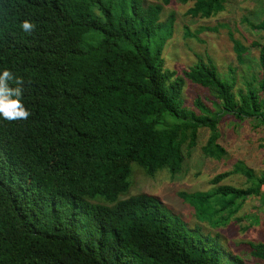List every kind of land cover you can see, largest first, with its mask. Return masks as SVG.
I'll return each mask as SVG.
<instances>
[{
    "label": "trees",
    "instance_id": "16d2710c",
    "mask_svg": "<svg viewBox=\"0 0 264 264\" xmlns=\"http://www.w3.org/2000/svg\"><path fill=\"white\" fill-rule=\"evenodd\" d=\"M153 1L0 0V72L23 79L31 113L0 118V264H246L216 231L240 222L250 198L264 208V172L244 161L214 176L207 191L178 193L194 224L154 196L123 198L135 169L149 178L181 174L202 131L201 154L227 160L219 130L227 118L264 127L260 41L246 46L225 24L195 33L186 27L184 39L198 41L200 33L228 29L242 69L220 72L208 55H195L181 72L165 66L175 20L170 14L162 22L163 8L191 3L186 14L206 20L226 0ZM25 20L36 25L31 34L21 29ZM247 24L264 36V17ZM186 84L199 90L191 106ZM232 175L245 183L222 184ZM247 253L264 264V242L249 241Z\"/></svg>",
    "mask_w": 264,
    "mask_h": 264
},
{
    "label": "rangeland",
    "instance_id": "374dc122",
    "mask_svg": "<svg viewBox=\"0 0 264 264\" xmlns=\"http://www.w3.org/2000/svg\"><path fill=\"white\" fill-rule=\"evenodd\" d=\"M191 5V3L184 5L173 1L163 8L161 21H165L170 14L175 20L172 35L166 40L163 50L165 66L169 69L181 72L189 68L196 62L195 55L211 57L220 72H226L229 66L237 67L232 44L228 38V29L219 27L216 33L205 31L197 36L201 40L198 41L195 38L184 39L186 27L191 33H195L199 27H216L225 24L229 26L233 37L244 45L248 46L253 41H260L264 45L263 34L252 31L247 24V21L257 23L264 17V0H226L224 11L206 20L193 19L187 15L186 12ZM250 53L253 57H258L256 50L252 49ZM237 68L239 69V66ZM198 92L196 87L186 84L184 98L187 106L192 105ZM219 130L221 144L229 155L227 160L217 162L201 154L200 149L207 139V132L202 131L198 146L185 161L181 174L171 179L166 171H161L154 178H149L142 171L134 168L132 186L128 195L123 198L137 194L154 196L184 221L194 224L192 208L178 197V193L209 190L212 187L210 180L217 174L229 171L237 160L244 161L256 173L264 172V127H256L249 121L239 123L227 118L221 123ZM244 183L245 179L239 175H232L222 181V184L236 187H241ZM262 193L264 195V187ZM256 207L259 209L255 210ZM261 207L260 197L246 200L237 214L242 220L240 222L232 220L227 226L216 230L221 235L222 243L233 253L241 254L246 264H252L247 253V243L264 242V208ZM255 215L259 217L258 222L253 221ZM245 226L250 228L242 231L241 228ZM206 230L215 232L209 228Z\"/></svg>",
    "mask_w": 264,
    "mask_h": 264
},
{
    "label": "clouds",
    "instance_id": "9594fccd",
    "mask_svg": "<svg viewBox=\"0 0 264 264\" xmlns=\"http://www.w3.org/2000/svg\"><path fill=\"white\" fill-rule=\"evenodd\" d=\"M25 33L31 34L36 25L25 20L21 24ZM24 81L21 77L14 76L11 71L0 72V118L5 121H23L31 115L22 101ZM14 85V86H13Z\"/></svg>",
    "mask_w": 264,
    "mask_h": 264
}]
</instances>
